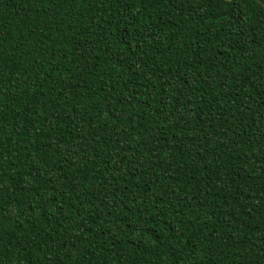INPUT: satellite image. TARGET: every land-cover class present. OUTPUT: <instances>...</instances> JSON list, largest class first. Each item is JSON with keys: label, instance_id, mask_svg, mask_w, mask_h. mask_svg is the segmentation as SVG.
<instances>
[{"label": "trees", "instance_id": "1", "mask_svg": "<svg viewBox=\"0 0 264 264\" xmlns=\"http://www.w3.org/2000/svg\"><path fill=\"white\" fill-rule=\"evenodd\" d=\"M0 264H264V0H0Z\"/></svg>", "mask_w": 264, "mask_h": 264}]
</instances>
